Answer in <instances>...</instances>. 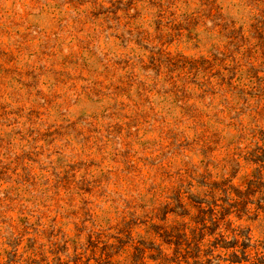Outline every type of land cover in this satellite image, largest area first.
Returning <instances> with one entry per match:
<instances>
[{"label":"rangeland","instance_id":"obj_1","mask_svg":"<svg viewBox=\"0 0 264 264\" xmlns=\"http://www.w3.org/2000/svg\"><path fill=\"white\" fill-rule=\"evenodd\" d=\"M0 264H264V0H0Z\"/></svg>","mask_w":264,"mask_h":264}]
</instances>
